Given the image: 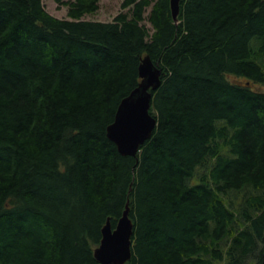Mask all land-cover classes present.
Here are the masks:
<instances>
[{"label":"trees","instance_id":"obj_1","mask_svg":"<svg viewBox=\"0 0 264 264\" xmlns=\"http://www.w3.org/2000/svg\"><path fill=\"white\" fill-rule=\"evenodd\" d=\"M99 1L59 19L0 0V264H98L127 202L125 264H264V0H181L176 19L170 0H123L82 19ZM145 56L156 126L124 156L107 127Z\"/></svg>","mask_w":264,"mask_h":264},{"label":"water","instance_id":"obj_2","mask_svg":"<svg viewBox=\"0 0 264 264\" xmlns=\"http://www.w3.org/2000/svg\"><path fill=\"white\" fill-rule=\"evenodd\" d=\"M181 0H170L173 18L176 19ZM140 82L116 110L113 122L107 127V137L124 156H136L140 146L150 138L156 126V119L150 114L152 92L161 84L162 71L148 56L138 69ZM128 202L116 227L109 222L102 228V238L94 250L98 264H125L131 258V237L133 224L128 216Z\"/></svg>","mask_w":264,"mask_h":264},{"label":"rangeland","instance_id":"obj_3","mask_svg":"<svg viewBox=\"0 0 264 264\" xmlns=\"http://www.w3.org/2000/svg\"><path fill=\"white\" fill-rule=\"evenodd\" d=\"M64 1L66 0H61V2L42 0L44 8L49 14L59 19H67V7L62 3ZM122 2L123 0H100L98 10L94 14L85 15L82 19L110 22L118 13L127 11V9H121L120 5ZM144 24L148 29L150 28V25L146 21H144Z\"/></svg>","mask_w":264,"mask_h":264}]
</instances>
